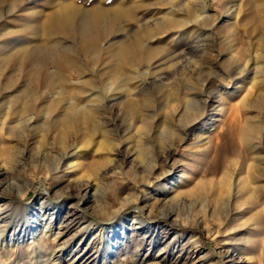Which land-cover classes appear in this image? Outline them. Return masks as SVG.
Instances as JSON below:
<instances>
[{"label": "rangeland", "instance_id": "1", "mask_svg": "<svg viewBox=\"0 0 264 264\" xmlns=\"http://www.w3.org/2000/svg\"><path fill=\"white\" fill-rule=\"evenodd\" d=\"M106 1L108 6L124 2L131 7L145 2L149 9L145 13L147 18L155 15L158 19L170 16L184 20L187 10L191 9L193 15L199 12V4L208 9V15L198 14L199 19L208 16L205 21L190 22L179 30L191 32L186 40L168 37L158 42L163 43V50L145 67L152 73L131 82L134 91L143 90L156 101L160 94L156 72L168 75L178 69L171 79H164L168 87L172 80H181L188 70H193V77H201L198 70L205 69L209 59L219 66L225 58L233 61L240 58L241 53L248 54L264 47V0L244 4L238 15L230 17L217 0ZM43 2L45 4L46 0L37 5ZM76 2L90 5V0ZM143 9L137 8L138 16H142ZM51 11L44 5V13ZM191 20L196 18L192 16ZM138 28V23L129 22L128 29L135 31ZM205 29L210 33L207 41ZM47 38L44 32V41ZM120 38L121 35L116 40ZM153 40L145 43L153 45ZM109 61L102 56L93 65L85 59V64L97 69V77L109 71L113 76L115 66L112 67ZM109 75L107 82L113 78ZM74 79L81 77L74 76ZM96 86L95 91L88 94L55 95L67 98L62 114L67 113L70 103L96 106L100 104L99 99L105 98L104 114L108 124L103 132L52 128L46 123L45 113L34 114L31 122H18L17 113L9 107L12 104H5L7 98H2L5 91L0 92V230L7 235L12 232L16 211L42 206L55 208L64 221L61 241L66 240L72 260L75 259L76 264H96L97 250L89 240L75 248L83 235L81 229L89 224L91 214L99 218L119 210V217L134 212L150 223L162 240L161 250L157 252L153 241L149 240L142 256H121L111 259L108 264H264V208L253 207L248 202L256 190L264 198V175H257L258 178L247 187L244 182L246 172L242 173L240 168L233 171V164H230V175L225 183L232 186V196L229 199L224 194L216 201L211 195L213 181L222 179L224 168L233 158L232 151L227 148L228 153L225 152L221 164H224L223 171L204 175L207 166H215L206 158L205 147L215 144L222 124L217 122L219 126L205 134L199 128L190 129L183 134L182 141L160 144L149 136L152 132L149 133L146 126L148 118H142L146 123L141 121L135 127H129L122 109V100L126 96L116 89L106 93L101 82ZM72 87L68 89L71 91ZM209 87L207 83L204 89L208 111L213 102ZM18 94L17 91L12 96ZM111 95H115V99ZM46 100L49 103V98ZM177 109L180 113L182 106ZM172 111L171 107L149 110L148 113L154 115L152 120L162 123L157 130H164L163 122ZM262 141L264 144V138ZM168 171L173 173L176 182L168 179L170 176L165 174ZM31 204L33 207L29 206ZM84 209L89 214L86 218H83ZM49 234L40 239L41 249L33 259L29 260L31 251L26 250L24 243L0 252V264H17L21 253L24 257L21 264L44 263L54 249ZM131 252L135 253L136 248L133 247Z\"/></svg>", "mask_w": 264, "mask_h": 264}, {"label": "bare ground", "instance_id": "2", "mask_svg": "<svg viewBox=\"0 0 264 264\" xmlns=\"http://www.w3.org/2000/svg\"><path fill=\"white\" fill-rule=\"evenodd\" d=\"M41 1L0 0V92L5 91L2 98H7L5 104H12L9 107L17 113L18 122H29L34 114L45 113L46 123L52 128L102 131L108 124L104 114L105 98L99 99L100 104L96 106L70 103L66 108L67 113L62 114L63 102L67 98L55 95H71L74 92L88 94L94 92L96 84L101 82L106 93L116 89L126 96L122 100V109L129 127L133 128L141 121L146 123L142 120L144 117L149 119L146 126L149 133L152 132L149 136L153 137L154 142L174 144L182 141L183 134L190 129L199 128L205 134L219 126L217 122L222 124L215 144H208L204 150L206 158L215 163V166L204 169L205 176L223 171L224 164H221L226 157L225 152L228 153L227 149L233 154L224 168L222 179L213 181L215 190L211 195L216 201L224 194L229 199L232 196V186L225 183L230 175V164H233V171L240 168L242 173L246 172L244 182L247 187L258 178L257 175H264V47L248 54L241 53L242 58L237 57L233 61L225 58L219 66L213 65L209 59L205 69L198 70L201 77H193V70H188L181 80L168 81V87L164 79H171L178 69L168 72V75L165 73L166 76L156 72V80H159L157 92L160 93L156 101L143 90L134 91L135 86L131 82L152 73L145 67L152 64L163 50V43L158 42L168 37L186 40L191 32L182 33L179 30L190 22L200 23L208 18L199 19L198 14L208 13L203 4L198 5L199 12L195 15L190 9L184 20H178L170 16L158 19L155 15L147 18L145 13L149 9L145 2L138 7L126 6L124 2L108 6L106 0H90L88 6L76 0H46L45 4L37 5ZM217 1L225 8L226 16L230 17L238 15L244 4L250 5L255 0ZM44 5L52 11L44 13ZM137 8H144L142 16H138ZM171 10H174L173 7ZM192 16L196 18L195 21L191 20ZM131 21L139 24L138 30L128 29ZM18 25L19 28H15ZM204 31L207 41L210 33L208 29ZM44 32L49 37L46 41ZM120 35L122 38L116 40ZM149 39H154L153 45L145 43ZM102 56L109 58L110 65L115 66L113 76L109 75V71L97 77V69L85 64V59H89L93 65ZM107 75L113 77L111 83L110 80L107 82ZM74 76L81 79H74ZM207 83L210 84L209 93L213 98L209 111L204 90ZM71 85L73 89L70 91L68 88ZM17 91L19 94L12 96ZM111 96L114 98L115 95ZM46 98H49V103H46ZM180 106L182 109L178 113ZM167 107L173 111L163 122L164 130L159 131L161 129L157 128L162 123L152 120L154 115L148 112ZM171 171L165 174L170 176L169 180L175 181ZM259 193V190L252 192L248 202L253 207L264 208V198ZM118 212L114 210L97 219L91 214L89 224L81 229L83 235L75 248L89 240V244L97 250L96 264H108L111 259L130 254L142 256L149 240L153 241L157 252L161 250L162 240L150 223L134 212L125 217H119ZM84 214L83 218L89 215L86 209ZM63 224V219L52 207L16 211L12 232L7 235L0 230V252L26 243V250L31 251V260L41 249L40 239L50 232L54 249L40 264H76V260L70 257L72 251L69 253L66 240L61 241L64 236ZM133 247L136 248L135 253L131 252ZM22 258L21 253L17 264H21Z\"/></svg>", "mask_w": 264, "mask_h": 264}]
</instances>
